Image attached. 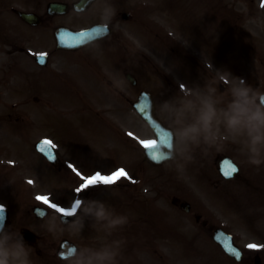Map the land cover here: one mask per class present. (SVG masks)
Segmentation results:
<instances>
[{"label": "rangeland", "instance_id": "rangeland-1", "mask_svg": "<svg viewBox=\"0 0 264 264\" xmlns=\"http://www.w3.org/2000/svg\"><path fill=\"white\" fill-rule=\"evenodd\" d=\"M143 1L145 2L146 0ZM148 1L156 2V0ZM206 1L208 3L206 8H199L198 12H192V9H190L191 12H189L188 9L184 13L182 19L186 24L184 30L190 38L194 41L203 42L211 48L214 34L211 32L213 28L211 26V21L208 18L214 16V11L217 9L212 8L209 5V1ZM144 2H141L140 4L144 6ZM226 2L227 4L230 3L229 0H226ZM186 3L189 6L190 0H187ZM247 5L248 0H246L244 8ZM239 6L240 4H235V7ZM169 10L170 9L168 8L154 10L150 12V16L152 18H157L159 15H162L167 19ZM172 15L171 12L170 17H172ZM193 19H196L198 24L190 25V21ZM173 25L174 23L171 21L165 22V26L168 29H171ZM144 26H146V23L141 24L139 27ZM124 32L126 34L129 33V36L132 39L130 42L125 41V47L122 48L125 53L122 63L120 62L119 65L117 61L118 67L115 68V65L108 61V64L103 66L102 69H97L99 73L106 76L103 78H106L107 82L112 80L114 84L121 86L124 94L123 98H119L116 101L115 97H110L112 100H107L108 108L103 109V112L104 116L114 122H117L115 118L118 117L125 125L124 128H129L131 130L134 128L138 137L147 139L152 137V134H149L146 131L141 121L139 122L136 118L130 117L127 114L132 112L129 101L135 97L136 92L133 88L129 87L124 80H122L123 77L119 72V68H123V70L126 68L131 69L138 76L141 85L152 91L164 92L167 96L168 88L165 89L168 86L165 84L166 77L169 78L170 82H173L171 78L177 79L178 77L183 76L181 72L187 69L188 61L190 60L186 56L192 57L195 60V63H197L201 60L202 54L199 51V48L195 46L197 45L196 42H192L184 35H180V39H178L179 41L177 42L172 40L164 43L162 42L160 45H152L144 36L140 35L141 32L137 31L136 27L133 28L132 26H129L128 29L125 28ZM205 32H207V38L205 37ZM155 38L158 39L157 36H155ZM222 40L225 42L223 37ZM135 45L139 46V48H141L139 50H143L145 55L137 53L134 50ZM236 47L238 48L237 45ZM170 49L172 50V53L173 49H176V53H173L172 56L170 55ZM98 51L99 50L96 51V54ZM175 58L179 59L178 64L181 66L178 67L174 64ZM100 76L102 77V75ZM40 77V75H29L22 79L9 78L8 83L12 88L7 89L4 86L0 87V89L2 88L0 90V135L6 139V141L0 143V150L4 149L9 154H15L17 151L26 164H29L28 160L32 159V154L27 148L26 141L31 144L32 140L40 135L39 133L44 132L43 129L47 123L44 116L52 121L60 123L62 126L66 125L71 129V136L74 139H84V137H86L90 139L91 142H94V136H100V128L103 126V128L106 129L101 123V120L95 118L93 115L81 112L77 116L73 109L70 110L71 107L79 104L78 100H72L74 105L73 103H69L66 98H63L65 102L57 100L56 103L59 104L58 109L62 110V112H53V110L57 109V106L56 103L52 102V97L59 99L58 95H64L65 90L55 89L56 94L50 93L49 89V92L42 91L39 94L35 92L34 88L31 89V91L28 89L24 90V86H32L38 82L39 84H37V86L42 88L44 84L40 83ZM184 84L186 88H189V84ZM18 85L20 86L18 87ZM61 85L62 84H58L57 86ZM23 90L24 92L21 93ZM39 95H42L45 101V105L42 109L49 112L42 114L43 116L41 115L39 108L33 104V101L38 103V99L36 98L39 97ZM159 98L162 100L160 94ZM66 110H70L72 113L69 111L66 112ZM86 110L90 111L89 109ZM15 119H17V122L15 123H6L9 122V120L14 121ZM4 123H6V126H3ZM49 132L51 133L50 128L47 127V130L44 133ZM97 140H99V138L96 139V141ZM73 148L78 150L77 146H73ZM90 148L91 146L87 145L78 151L81 154L86 155L90 162L97 163L102 167L107 166L103 164L106 156L126 162L127 153H123V150L113 153L114 150L112 146L107 148L103 147L101 150L96 147L97 151L89 153ZM200 152L203 153L205 151ZM210 152L211 150H209L207 157L204 158L208 163L211 161ZM34 158L36 160L31 161L29 167H27L28 171L26 170V172L21 173L20 164L18 166V171L16 172L15 170V174L11 172L10 176L9 171L12 166L7 167L5 175L1 177L4 182H7V186L2 189L5 194L0 197V203H4L8 206L14 222L16 224H28L39 236L37 245L38 250L41 251V255L38 256L37 249L30 247L32 264H53L51 262L52 252H54L55 247L62 238H68L76 243L90 244L99 247L102 242L115 239L116 236L113 237V234L118 235V239L123 240L124 242L121 250V257L119 258V264H217L219 260L218 249L211 240L209 241V231H201L199 229L200 222L194 221V214L190 216L175 208H173L172 211L168 203V200H170L172 196H180L193 201L198 199L201 207H198L197 214L200 213L202 218H207L211 223L229 224L234 218L227 209H223V204L219 203L215 198L210 186L211 183L207 182L208 179L212 178L210 172L207 176V181L202 182L201 187L196 178L198 175L194 172L190 173L185 172L184 170H172L171 168H168L166 171L161 170V168H156L154 170H147L145 168L142 177L148 176L153 178L154 183L147 184L144 183L143 180H140L137 186L140 187L141 185H144L145 192H148V186H151L153 189L148 196L150 199H155L153 203V207H155L154 222L151 223V225L149 223L148 227H146V224L140 219L144 210L139 212L136 210V213L133 215L121 212V214L128 216L129 222L114 231L111 236H108L103 229L99 227L93 228L95 231L90 227H86L79 237L74 238L66 233L53 236L46 231L44 227L46 219L53 215L59 217V212L52 209L49 205H45L43 201H38L36 197L47 196L50 202L57 203L58 207L62 206L66 210H69V206L72 205L76 199L86 198L85 191L81 190L80 192H77L74 190L78 188L75 186L80 179H76L75 173L69 171L67 167H65L66 171H63L60 174L62 176L61 180L52 177L53 173L45 168L44 171L50 174L53 182H50L49 179L41 173L38 167L36 168L38 169V175L36 176L35 173H31L30 168L31 164L34 165L37 163V156H34ZM175 163L181 164L178 162ZM75 166L81 171L85 170L83 164L77 165L76 163ZM14 167H17V165L13 166V168ZM33 170L35 172L34 167ZM89 171L90 170H85L84 172L88 173ZM136 171L139 172L142 170L138 167ZM30 180L35 182L34 185L30 183L26 184V182ZM36 180L43 182H37ZM185 187L187 188L185 189ZM106 189V187H102L101 191L96 193V196L92 195L90 198H98L105 201L115 210L116 213H118L116 208L120 210L122 207L127 206L131 201L132 192L128 191L125 187L116 190L115 193H118L119 197L115 200H109V196L106 199ZM38 203L44 204V206L49 208L50 215L47 218H34L32 208ZM141 203L144 206V202L142 201ZM160 206H164L167 211L164 210L163 212H160ZM258 208L257 214L261 209L262 215H264V205L260 207L258 206ZM168 210L170 213H167ZM164 216H166L168 220L178 219V221L183 222L185 226H179V231H175L174 228L177 227L169 223L168 220L165 221L163 219ZM148 217L150 221L152 219L151 210L148 211ZM119 229H121L120 232ZM91 230L93 232L92 234H90ZM242 230L244 231L243 228L237 231L240 235L237 237L239 242L242 245L252 240L259 243L258 245L261 247L260 255L262 257V264H264V238L247 237L243 234ZM178 233H184L182 236L186 241H182L181 243L180 240L176 238ZM247 255H251L250 250ZM230 262L231 261H229L228 264H231ZM250 263H253L252 259L250 262L245 260V264Z\"/></svg>", "mask_w": 264, "mask_h": 264}, {"label": "clouds", "instance_id": "clouds-1", "mask_svg": "<svg viewBox=\"0 0 264 264\" xmlns=\"http://www.w3.org/2000/svg\"><path fill=\"white\" fill-rule=\"evenodd\" d=\"M114 15L115 9L105 2L102 19L107 23ZM203 64L207 75L202 85L194 83L155 106V119L171 130L166 132L171 151L163 152L159 161L187 165L193 162L198 150H219L230 142L246 163L261 166L264 164V91L225 68H217L213 62ZM221 84L224 91L220 90ZM145 129L154 134L149 125ZM0 207L4 209L5 205ZM65 217L71 219L55 215L47 218L46 231L53 236L66 233L75 238L86 227H99L111 236L129 222L128 216L116 213L98 198L79 199L75 212ZM123 243L119 239L104 241L99 247L76 243L59 253V258L63 264H119ZM0 264H32L30 246L22 233L3 221H0Z\"/></svg>", "mask_w": 264, "mask_h": 264}, {"label": "snow or ice", "instance_id": "snow-or-ice-1", "mask_svg": "<svg viewBox=\"0 0 264 264\" xmlns=\"http://www.w3.org/2000/svg\"><path fill=\"white\" fill-rule=\"evenodd\" d=\"M261 7H264V3L261 4ZM104 29H94L91 32H84L80 33L79 40H76L75 43H82V40L84 37H94L96 35H99ZM40 62H44L43 56L40 58ZM148 107L147 104H144L142 106V110L146 109ZM131 136L132 134L129 133ZM140 143L146 148V149H151V156L153 160L159 161L162 159L163 152L161 151V147H170V141H169V134L166 132H162L160 136V141L159 144L156 140H150V141H140ZM54 145H52L51 141L45 140L42 142L41 145V150L42 151H47L49 154V159H54V156L52 155V149ZM69 167H72L69 165ZM72 171L76 173L77 176H81V173L78 172L75 168H72ZM238 169L232 165V164H227L223 174L225 177L230 178L234 173H236ZM122 178H126L129 180H132V178L129 176V173L124 169V168H119L116 171L112 172L109 175H103L101 172L97 171L93 175L83 177L81 176V179L83 180V183L80 185L79 188L76 189L77 192H80L81 190H91L94 189L95 186L99 185H104V186H109V185H114L118 181H120ZM133 183L135 182L134 180L132 181ZM28 183H32V181H28ZM36 199L38 201H43L45 205H49L52 209L58 211L59 213L63 215H70L71 213L75 212L76 207L79 205V199L75 200V203L72 205L70 210H66L64 207H58L57 203L50 202L49 198L47 196H37ZM4 209L0 207V212H3ZM2 219V217H0ZM249 248H256L258 247L257 245H249Z\"/></svg>", "mask_w": 264, "mask_h": 264}, {"label": "water", "instance_id": "water-1", "mask_svg": "<svg viewBox=\"0 0 264 264\" xmlns=\"http://www.w3.org/2000/svg\"><path fill=\"white\" fill-rule=\"evenodd\" d=\"M146 98H142V100H145ZM158 130V128L156 127L155 131ZM159 134H161L160 131H157Z\"/></svg>", "mask_w": 264, "mask_h": 264}, {"label": "flooded vegetation", "instance_id": "flooded-vegetation-1", "mask_svg": "<svg viewBox=\"0 0 264 264\" xmlns=\"http://www.w3.org/2000/svg\"><path fill=\"white\" fill-rule=\"evenodd\" d=\"M262 91H264V88H263V90Z\"/></svg>", "mask_w": 264, "mask_h": 264}]
</instances>
